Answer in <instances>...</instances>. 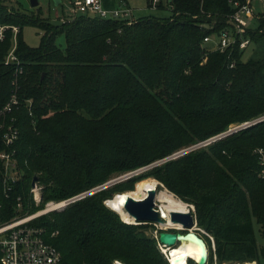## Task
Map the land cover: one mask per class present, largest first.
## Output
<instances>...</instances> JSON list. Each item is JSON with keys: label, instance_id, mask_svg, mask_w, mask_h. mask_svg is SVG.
<instances>
[{"label": "trees", "instance_id": "16d2710c", "mask_svg": "<svg viewBox=\"0 0 264 264\" xmlns=\"http://www.w3.org/2000/svg\"><path fill=\"white\" fill-rule=\"evenodd\" d=\"M166 5L170 16L135 17L132 23L87 15L62 22L42 8L32 15L12 12L0 0V24L21 27L16 53L22 67L4 63L13 40L9 30L0 41V108L17 92L21 103L9 118L20 131L13 148L22 176L9 196L0 184V221L264 116V57L244 60L246 48L238 44L221 51L204 42L230 25L231 1L158 3ZM257 21L264 26V17ZM25 24L43 31L38 46L24 41ZM60 35L65 47L57 43ZM247 35L252 43L264 41L255 24ZM35 177L43 186L40 204L31 192ZM149 177L194 204L198 225L215 239L218 261L251 264L264 256L254 229L256 221L264 240V120L31 223L47 229V241L66 264H168L156 239L145 234L150 224L126 222L104 203Z\"/></svg>", "mask_w": 264, "mask_h": 264}, {"label": "built area", "instance_id": "2783aa9c", "mask_svg": "<svg viewBox=\"0 0 264 264\" xmlns=\"http://www.w3.org/2000/svg\"><path fill=\"white\" fill-rule=\"evenodd\" d=\"M230 1L234 7L233 12L229 16L230 25L222 29L221 31L217 33L214 32L204 38V42L206 43L214 41L216 43L215 48L221 51L228 50L236 44H238L241 49L247 48L252 43L251 37L247 35L249 27L259 17H264V0ZM159 2L160 0H152V6L158 7ZM116 4L117 6L115 8H110L105 5V0H71L69 7L66 9V16L63 15L62 17H60V19L63 22L78 15H87L98 16L99 18L105 19H119L126 23H132L135 16L133 9L128 5L127 0H119V2H117ZM9 30L13 33V40L12 46L5 56L4 63L5 65H14L16 70H19L21 72V62L16 53L18 34L21 31V27L18 24H0V41H3L6 38V34ZM214 36H216L217 39H215ZM20 103L21 99L19 95L17 94V92H13L9 100L0 108V160L2 162V168L0 170V184L6 196H9V194L13 191V187L22 176V168L16 158V151L13 148L14 142L19 138L20 131L15 124V117L11 116V118H9V115L20 105ZM28 104H32L31 100H28ZM30 114H32V111H30ZM249 124L252 123L245 122L239 128L248 126ZM222 136L223 135L213 136L212 138L201 141L187 148H183L182 150L165 159L126 172L116 178L105 182L104 184L91 187L68 198L59 201L51 200L46 203L47 207L37 214H17L10 220L0 221V249L2 253L0 257V264H66L63 261L61 252L57 249V247L47 241L45 228L42 226L33 225L31 223L32 220L52 211L64 210L70 204L78 200H81L89 195H93L94 193L104 188H108L117 182L128 180L129 178L137 176L138 174L146 171L156 164L162 163L169 158L178 157L194 148L214 142L216 139ZM158 182L160 183L159 187L160 185L163 186V184L159 180ZM42 188L43 186L37 181L31 188V192L36 204L41 203ZM110 199L111 198H107L106 200H104V203L109 208L110 206L108 204V201ZM155 204V209L158 211L162 222L140 223H148L153 226L152 228L154 229L151 236L156 239L157 246L164 254L165 258L168 261V264H175L174 255L172 254V252L174 250V247H176L181 242H177L173 246L162 243L159 239V233L162 230L173 232L188 231L196 233L199 237L203 238L207 244L208 258L206 264H220L218 261L216 242L214 237L210 234L209 244L206 241L205 236L201 235L200 233L194 204L187 203L189 205V209L187 212H191L194 217V223L191 227H186L182 223L181 226H170L166 224L169 222V220L163 214L161 203L159 204L156 198ZM1 208L2 204L0 203V211ZM21 209L22 200L19 196L17 210ZM57 233L58 231H55L53 232V235ZM185 261L186 264H189L190 261L197 263V259L193 258L192 256L187 257ZM249 262L252 264H258L257 260ZM115 264L126 263L120 260H116ZM224 264L230 263L227 262ZM241 264H245V262H242Z\"/></svg>", "mask_w": 264, "mask_h": 264}, {"label": "rangeland", "instance_id": "374dc122", "mask_svg": "<svg viewBox=\"0 0 264 264\" xmlns=\"http://www.w3.org/2000/svg\"><path fill=\"white\" fill-rule=\"evenodd\" d=\"M2 1L4 4L7 5L9 10H11L12 12L28 13V14L32 15V14H37L38 8H42V13L45 16L52 15L54 20H56V19L60 20V16L61 15L63 16L66 13V9L69 7V4L71 2V0H62V4L56 5L54 0H39V5L36 7H32L30 0H2ZM105 1L109 2L108 4H111V0H105ZM117 2H119V0H117ZM127 2H128V5L133 9L134 16L136 18L141 17V16H146V15L168 17L172 13L170 7H168L167 5L162 7V8L150 6L148 0H127ZM116 3L113 4V6H112V4L109 5V7L115 8L117 6ZM63 9H65V13H63ZM253 24H255L259 28V30L264 31V26L260 24V21L255 20V23H253ZM43 34H44L43 31L36 25L25 24L22 28L23 39L27 44H29L31 46H38L41 42V38H42ZM214 38L217 39L216 36H214ZM57 43L61 47H65L64 35L58 36ZM208 46L210 48H215L216 43L214 41H211L210 43H208ZM263 57H264V41L259 42V43H256V42L251 43L246 48V50L244 51V55H243L244 60H249L251 58H263ZM242 125H243V123L232 124L226 131L221 132L219 134V136L225 135L228 132H230L231 130L237 129V128L241 127ZM215 136H218V135H215ZM141 181H143V180H141ZM134 187H137V186L135 185ZM163 187L161 186V188H163ZM158 203L160 204L161 202L158 201ZM46 207H47V205L44 208L39 209V210H37L31 214H37L38 212L44 210ZM198 228L200 230L201 235L210 237V233L207 231V229H205V227L198 225ZM153 229L154 228H152L150 225L147 226L144 229L145 234L151 236L153 234ZM254 229H255L257 242L259 244H264V240L260 234V226L256 221L254 222ZM45 231L47 232L46 228H45ZM236 262L240 263L241 261H236ZM219 263L224 264L227 262H224V261L220 262L219 261ZM258 263L264 264V256H261L259 258ZM189 264H197V263L190 261Z\"/></svg>", "mask_w": 264, "mask_h": 264}, {"label": "bare ground", "instance_id": "6f19581e", "mask_svg": "<svg viewBox=\"0 0 264 264\" xmlns=\"http://www.w3.org/2000/svg\"><path fill=\"white\" fill-rule=\"evenodd\" d=\"M159 184L160 183L156 178H146L145 180L136 183V190L133 189L130 191L116 193V195L108 201V204L110 208L117 211L126 222L138 223L136 217L127 211L125 207L126 201L130 196L137 199H142L148 194L149 190L154 189L156 190V199L161 202L163 214L169 220V222L166 224L170 226H181V223L171 220L170 213L173 211L187 212L189 205L166 187H159ZM199 252L200 251L197 244H195L193 241L183 240L176 247H174L172 254L174 255L175 264H186L185 259L187 257L192 256L193 258L198 259L200 254Z\"/></svg>", "mask_w": 264, "mask_h": 264}, {"label": "water", "instance_id": "95a60500", "mask_svg": "<svg viewBox=\"0 0 264 264\" xmlns=\"http://www.w3.org/2000/svg\"><path fill=\"white\" fill-rule=\"evenodd\" d=\"M54 1L56 5H59L62 2V0ZM30 3L32 7H36L39 5V0H30ZM261 120H264V116L250 123L254 124ZM232 131L233 130H231L230 132ZM36 181L37 178L35 177L33 180V185ZM155 198L156 190L152 189L149 190L148 194L142 199H137L132 196L128 197L125 207L130 214L136 217L138 222H162L158 211L155 209ZM171 220L182 223L186 227H191L194 223V217L191 212L173 211L171 213ZM159 239L162 243H165L169 246H173L177 242H181L183 240L193 241L198 245L200 251L199 258L197 259V264H206L208 258L207 244L205 240L199 237L196 233L188 232L186 234H183L181 232L162 230L159 233Z\"/></svg>", "mask_w": 264, "mask_h": 264}, {"label": "crops", "instance_id": "0c3cea01", "mask_svg": "<svg viewBox=\"0 0 264 264\" xmlns=\"http://www.w3.org/2000/svg\"><path fill=\"white\" fill-rule=\"evenodd\" d=\"M116 2H117V0H111V4H112V6H113V4H115ZM108 3H109V2H106V1H105V5L109 7V5H111V4H108Z\"/></svg>", "mask_w": 264, "mask_h": 264}, {"label": "flooded vegetation", "instance_id": "af4514ba", "mask_svg": "<svg viewBox=\"0 0 264 264\" xmlns=\"http://www.w3.org/2000/svg\"><path fill=\"white\" fill-rule=\"evenodd\" d=\"M181 233L186 234V233H188V231H181Z\"/></svg>", "mask_w": 264, "mask_h": 264}]
</instances>
